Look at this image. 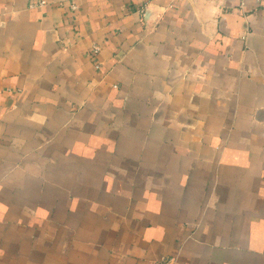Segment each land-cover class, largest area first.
<instances>
[{
    "label": "crops",
    "instance_id": "0c3cea01",
    "mask_svg": "<svg viewBox=\"0 0 264 264\" xmlns=\"http://www.w3.org/2000/svg\"><path fill=\"white\" fill-rule=\"evenodd\" d=\"M41 1L0 0V264H264V0Z\"/></svg>",
    "mask_w": 264,
    "mask_h": 264
},
{
    "label": "built area",
    "instance_id": "2783aa9c",
    "mask_svg": "<svg viewBox=\"0 0 264 264\" xmlns=\"http://www.w3.org/2000/svg\"><path fill=\"white\" fill-rule=\"evenodd\" d=\"M45 2H46L45 0H42L40 3L44 4ZM72 7L75 9L77 5H73ZM100 49L101 47L96 45L93 50V55L96 56L99 53ZM97 67H100V63H97ZM174 262L175 261L173 257L163 256L162 258L156 260L154 264H174Z\"/></svg>",
    "mask_w": 264,
    "mask_h": 264
}]
</instances>
